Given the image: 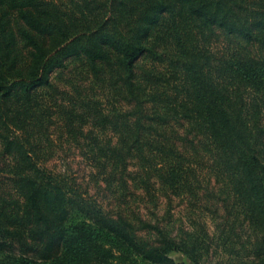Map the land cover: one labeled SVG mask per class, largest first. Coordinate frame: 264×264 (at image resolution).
Returning a JSON list of instances; mask_svg holds the SVG:
<instances>
[{
	"label": "trees",
	"instance_id": "1",
	"mask_svg": "<svg viewBox=\"0 0 264 264\" xmlns=\"http://www.w3.org/2000/svg\"><path fill=\"white\" fill-rule=\"evenodd\" d=\"M0 264H264V0H0Z\"/></svg>",
	"mask_w": 264,
	"mask_h": 264
},
{
	"label": "rangeland",
	"instance_id": "2",
	"mask_svg": "<svg viewBox=\"0 0 264 264\" xmlns=\"http://www.w3.org/2000/svg\"><path fill=\"white\" fill-rule=\"evenodd\" d=\"M69 75V74H68ZM67 76V75H66ZM63 80H61V83ZM58 152L55 157L50 161V166L58 170H67L69 173L77 177V179L84 185L89 187V190L92 194L97 195L100 199H104L105 203L109 206L117 207L121 206L122 208H127V205H130L137 213H140L144 216L151 217V213L148 211L147 205L151 206V203H145L140 200H136L133 196L131 199L124 201L123 198H116L114 195H111L110 192L104 188V183L101 180V177H97L96 170L92 168L90 162L85 159L81 151L69 143L65 142L64 144H58ZM138 197V196H137ZM161 204L158 208V215L160 218L166 216L167 213V204L166 199L161 200ZM140 210V212H139ZM199 209L194 208L188 201H182L180 199H175L173 206L171 207V224L175 225L177 228L185 227L186 229L192 228V225L195 226L192 222L194 219L205 220L208 219V224L210 229H214V224L209 219L210 212L198 211ZM205 211V210H204ZM169 220V219H168ZM174 259L178 262L186 261L187 258L183 253L172 252L171 254ZM227 254L224 251H219L215 253L214 258H224Z\"/></svg>",
	"mask_w": 264,
	"mask_h": 264
}]
</instances>
